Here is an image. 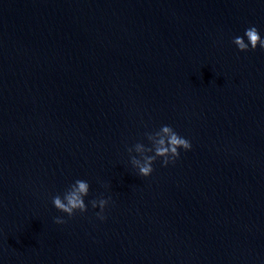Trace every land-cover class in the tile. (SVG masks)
Segmentation results:
<instances>
[{"label": "water", "instance_id": "obj_1", "mask_svg": "<svg viewBox=\"0 0 264 264\" xmlns=\"http://www.w3.org/2000/svg\"><path fill=\"white\" fill-rule=\"evenodd\" d=\"M251 26L264 0H0V264H264ZM162 125L192 148L143 177L128 149ZM77 179L69 217L52 197Z\"/></svg>", "mask_w": 264, "mask_h": 264}, {"label": "clouds", "instance_id": "obj_2", "mask_svg": "<svg viewBox=\"0 0 264 264\" xmlns=\"http://www.w3.org/2000/svg\"><path fill=\"white\" fill-rule=\"evenodd\" d=\"M247 37V42L244 37ZM233 43L240 51L256 50L257 47L264 49V39H262L259 30L255 26H251L245 30L244 36H236ZM147 139L151 142L152 147H146L143 143H137L134 149L129 148L131 153L135 151L139 154V158L135 155L131 157L132 164L139 170V174L143 177L151 176L154 172V163L157 158H162L163 166L170 163L174 164L180 157V149L185 151L191 150V142L181 137L170 125H162L160 130L155 133H146ZM148 153H153L149 155ZM90 193V184L81 179H77L65 191L63 196L56 195L52 197V203L56 209L66 213L69 217L74 216L77 212L85 213L88 211V205L85 203V197ZM109 204V199L92 200L93 208L99 207L100 212L96 213L101 220L106 219L104 210ZM55 222L58 224L66 223L61 217H56Z\"/></svg>", "mask_w": 264, "mask_h": 264}]
</instances>
